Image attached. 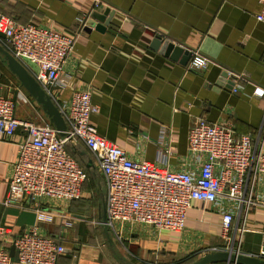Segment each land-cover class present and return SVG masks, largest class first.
I'll list each match as a JSON object with an SVG mask.
<instances>
[{"label": "crops", "instance_id": "crops-1", "mask_svg": "<svg viewBox=\"0 0 264 264\" xmlns=\"http://www.w3.org/2000/svg\"><path fill=\"white\" fill-rule=\"evenodd\" d=\"M102 1L92 9V0H0V14L78 34L61 73L67 78L63 97L89 86L98 107L90 117L94 130L132 158L154 161L162 152L168 168L184 166L188 129L196 117L228 120L236 137L248 133L256 139L264 120V22L256 18L258 0ZM166 42L184 51L198 47L208 66L189 70L190 57L183 50L173 57ZM29 68L36 70L33 63ZM236 82L242 87L234 92ZM17 91L27 97L17 102L18 118L47 119L0 55V96L13 97ZM21 136L18 131L14 141L0 140V243L8 250L12 238L34 224L67 247L56 264H174L228 244L220 213L199 200L192 201L179 231L138 224L96 228L92 220L98 204L87 185L77 200H42L38 206L54 212L50 221L37 219L29 199L3 205ZM67 149L84 162L87 184L91 155L78 140ZM246 228L239 251L258 253L264 248V211L251 209Z\"/></svg>", "mask_w": 264, "mask_h": 264}, {"label": "built area", "instance_id": "built-area-1", "mask_svg": "<svg viewBox=\"0 0 264 264\" xmlns=\"http://www.w3.org/2000/svg\"><path fill=\"white\" fill-rule=\"evenodd\" d=\"M258 2L256 18L264 22V0ZM102 3L92 0V9ZM77 35H66L31 22L20 23L0 14V45L31 71L63 116L68 137L85 146L101 174L107 228H113L114 224H138L157 231H179L192 201L199 200L210 203L220 213L223 237L228 242L225 248L211 250L233 249L231 235L235 234L238 235L235 250L239 251L241 235L248 230L249 211L253 208L264 211V120L254 140L248 133L236 137L228 120L196 117L188 129L185 165L180 168H168L162 152L154 161L132 158L124 148L94 130L90 117L98 107L91 100L89 86L77 87L63 97L67 78L61 73ZM187 49L189 70L208 66V58L198 47ZM25 60L32 62L36 70H31ZM241 87L236 82L232 90L236 92ZM18 101H27L20 91L13 97L0 96V140L14 141L18 131L22 135L15 141V159L2 203L14 206L29 199L37 219L50 221L54 212L43 210L38 204L42 200L66 203L81 198L88 174L68 151V137H61L47 119L34 122L15 115ZM225 111L231 114V110ZM12 245L17 264H56L59 256L68 251L57 238L42 233L36 224L14 236ZM252 254L264 257V248ZM16 263L0 243V264Z\"/></svg>", "mask_w": 264, "mask_h": 264}, {"label": "water", "instance_id": "water-1", "mask_svg": "<svg viewBox=\"0 0 264 264\" xmlns=\"http://www.w3.org/2000/svg\"><path fill=\"white\" fill-rule=\"evenodd\" d=\"M91 24L93 22H90ZM89 23V24H90ZM100 26V25H99ZM167 47L172 50V56L175 57L179 51L182 52L183 48L180 45L166 42ZM184 51V50H183ZM186 56L190 57L188 50L184 51ZM0 55L3 57L6 66L13 72L21 85L27 90V92L36 100L40 105L43 113L45 114L48 122L58 131L61 137H68L66 132V123L63 116L59 112L55 104L50 100V98L41 89L35 78L33 77L31 71L16 58H14L8 51H6L0 45ZM29 63V60H27ZM68 143H72L74 140L70 137L67 139ZM86 167L89 169H94V164L91 159L86 163ZM101 220L103 222L104 228H107L105 224V208L103 204V211ZM9 255L12 257L14 262L17 261L16 250L14 246L11 245L9 248ZM226 263V264H264V257L252 254V253H242L237 250L227 249V250H210L201 256L197 257L195 260L188 264H213V263Z\"/></svg>", "mask_w": 264, "mask_h": 264}, {"label": "rangeland", "instance_id": "rangeland-1", "mask_svg": "<svg viewBox=\"0 0 264 264\" xmlns=\"http://www.w3.org/2000/svg\"><path fill=\"white\" fill-rule=\"evenodd\" d=\"M25 63L27 65H29V62L27 60H25ZM70 153H72V152L70 151ZM72 155L74 157H76L74 153H72ZM83 163L84 162H82L81 164L83 165ZM89 172L91 173V178H90L91 182H88L87 184L85 183L84 184V189L86 190L85 186L87 185L89 187L88 189H90L88 191H90L91 193L93 192L92 193L93 194L92 196H94L93 199L96 201V203L98 205H97L96 210H95L96 213L94 211V215H93L94 220H92V222H94V225H95L96 228H101V226H103V225L101 223L102 222L101 218H99L98 211H99V208H101L102 200H103V204H104V198L103 197H104V194H105V184H104V180L101 177V174L99 173V171L96 168H94L92 171L89 169L88 173ZM89 176H90V174H89ZM78 218L79 219H83L81 216H79ZM231 236L234 239V243H233V245H234V244H236L238 242V235L233 234ZM226 246H228V245L226 244L225 247Z\"/></svg>", "mask_w": 264, "mask_h": 264}, {"label": "trees", "instance_id": "trees-1", "mask_svg": "<svg viewBox=\"0 0 264 264\" xmlns=\"http://www.w3.org/2000/svg\"><path fill=\"white\" fill-rule=\"evenodd\" d=\"M89 182H91L90 180H89ZM197 258V255L195 254V255H189L187 258H185L184 260H180V261H177V262H175L174 264H188V263H190L191 261H193V260H195ZM218 263H221V262H218ZM213 264H217V263H213Z\"/></svg>", "mask_w": 264, "mask_h": 264}]
</instances>
